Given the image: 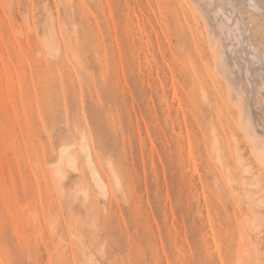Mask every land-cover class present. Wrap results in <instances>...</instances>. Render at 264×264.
<instances>
[{
    "label": "rangeland",
    "instance_id": "1",
    "mask_svg": "<svg viewBox=\"0 0 264 264\" xmlns=\"http://www.w3.org/2000/svg\"><path fill=\"white\" fill-rule=\"evenodd\" d=\"M108 1L0 0V264H264V176L217 115L193 20Z\"/></svg>",
    "mask_w": 264,
    "mask_h": 264
},
{
    "label": "bare ground",
    "instance_id": "2",
    "mask_svg": "<svg viewBox=\"0 0 264 264\" xmlns=\"http://www.w3.org/2000/svg\"><path fill=\"white\" fill-rule=\"evenodd\" d=\"M101 1V0H100ZM108 1V0H107ZM181 1V8L183 11L184 16H188L190 19L193 20L194 25L190 27L191 28V35L195 41V43L198 44L199 49L202 52V58L207 59L206 62L204 63V68L209 70L211 69L212 71V76H213V91H214V101L215 102V108L217 115L220 120H226L228 123L233 125L235 128L234 130L237 131L239 134L242 135V140L247 144L249 148V153L251 157L254 159V161L258 164L256 166L259 167L258 173L260 176H264V13H263V8L258 6L257 2H254L256 0H243L241 1L242 3L239 5L235 4L233 5L231 0H180ZM262 1V0H261ZM109 2V1H108ZM149 2V1H148ZM239 2V1H238ZM72 3V2H70ZM257 3V4H256ZM264 3V2H262ZM72 6H75L74 3H72ZM109 4V3H108ZM101 5V4H100ZM264 5V4H263ZM109 6V5H107ZM114 7V6H113ZM264 7V6H263ZM110 8V7H109ZM129 8V7H128ZM110 12V11H109ZM124 13V11H123ZM134 13V12H133ZM112 14V13H111ZM129 15V14H128ZM111 16V15H110ZM88 18V17H87ZM111 18H113L111 16ZM116 18V17H115ZM189 18L185 17V20L189 21ZM87 21V20H86ZM191 21V20H190ZM89 22V20H88ZM139 22V20H138ZM115 23V22H113ZM87 24V23H86ZM191 24V23H190ZM89 25V23H88ZM139 25V24H138ZM137 26V25H136ZM140 27V25H139ZM154 27V26H152ZM115 28V26H114ZM127 28V27H125ZM124 28V29H125ZM116 29V28H115ZM144 29V26H143ZM153 29V28H152ZM202 29L201 37L199 30ZM141 30V29H140ZM148 30V29H147ZM116 31V30H115ZM152 31V30H151ZM148 32V31H147ZM164 32V31H163ZM111 33V32H110ZM116 33V32H115ZM153 33V31H152ZM151 33V35H153ZM155 33V32H154ZM139 34V33H138ZM142 34V32H141ZM165 34V33H164ZM171 34V33H170ZM147 35V33L145 34ZM172 35V34H171ZM141 36V35H140ZM148 36H150L148 34ZM166 36V35H165ZM143 39H147L144 38ZM153 37V36H152ZM167 37V36H166ZM117 38V37H116ZM158 38V37H157ZM141 40V38H139ZM177 39V38H176ZM118 40V39H117ZM159 40V39H158ZM161 40V39H160ZM116 41V40H115ZM142 41V40H141ZM145 40H143L144 42ZM179 41V39H178ZM140 42V41H139ZM148 42V41H147ZM46 43V42H45ZM142 43V42H141ZM146 43V42H145ZM187 43V41H186ZM48 44V43H47ZM134 43H132L133 45ZM139 44V43H138ZM170 44V42H169ZM189 44V42H188ZM49 45V44H48ZM135 45V44H134ZM141 45V44H139ZM138 45V46H139ZM146 45V44H144ZM142 45V46H144ZM187 45V44H186ZM148 46V43H147ZM170 46V45H169ZM190 46V45H189ZM188 46V47H189ZM197 47V45H195ZM133 47V46H132ZM158 47V46H157ZM51 48V46H50ZM130 48V47H129ZM134 48V47H133ZM143 48V47H142ZM150 48V47H149ZM148 48V49H149ZM168 48V47H167ZM191 48V46H190ZM49 49V48H48ZM144 49V48H143ZM171 49V46H170ZM169 49V50H170ZM173 49V48H172ZM192 49V48H191ZM190 49V50H191ZM51 50V49H50ZM168 50V51H169ZM198 50V49H197ZM199 50V51H200ZM161 51V47H160ZM171 51V50H170ZM141 52V51H140ZM192 52V51H190ZM207 52V53H206ZM162 53V51H161ZM194 53V52H192ZM200 53V52H199ZM198 53V54H199ZM149 54V50H148ZM173 54V53H172ZM138 55V54H137ZM174 54L173 56H175ZM163 56V53H162ZM192 56V55H190ZM200 56V55H199ZM198 56V57H199ZM195 58V57H194ZM192 58V60L194 59ZM147 59V58H146ZM164 59V58H163ZM197 59V58H196ZM199 59V58H198ZM199 61V60H197ZM191 64V61H190ZM193 64H196V61ZM198 64V62H197ZM199 65V64H198ZM156 66V65H155ZM192 66V65H191ZM194 66V65H193ZM200 66V65H199ZM157 67V66H156ZM196 66H194L195 68ZM201 67V66H200ZM171 68V67H170ZM192 68V67H191ZM197 68V67H196ZM195 68V69H196ZM157 69V68H156ZM172 69V68H171ZM170 69V70H171ZM197 69H200L199 67ZM159 70V69H158ZM156 70V71H158ZM191 70V69H190ZM188 70V72L190 71ZM193 70V69H192ZM191 70V71H192ZM203 70V69H202ZM197 71V70H195ZM192 71V72H195ZM199 71V70H198ZM197 71V73H198ZM204 71V70H203ZM207 71V70H206ZM187 72V73H188ZM190 72V73H192ZM159 73V72H158ZM157 73V74H158ZM173 73V72H172ZM190 73H188L190 75ZM202 73V71H201ZM199 74V73H198ZM173 75V74H172ZM171 75V76H172ZM196 75V72L195 74ZM191 74V76H194ZM201 75V74H200ZM203 75V74H202ZM206 75V74H205ZM204 75V76H205ZM209 75V74H208ZM158 76V75H157ZM197 76V75H196ZM204 76H201L204 78ZM261 76V77H260ZM173 77V76H172ZM206 77V76H205ZM209 77V76H208ZM195 78V77H194ZM202 78V79H203ZM211 78V76H210ZM161 79V78H160ZM174 79V77H173ZM172 79V83L170 80L171 84H174V80ZM197 79H199V75L197 76ZM205 80L207 78H204ZM168 81V80H167ZM194 81V79H193ZM211 81V80H210ZM162 82V81H161ZM174 82V83H173ZM200 82V80H199ZM209 82V81H208ZM207 82V84H208ZM169 83V84H170ZM198 83V80H197ZM202 83V82H200ZM205 83V82H203ZM202 83V84H203ZM210 83V82H209ZM162 84V83H161ZM168 84V85H169ZM195 84V83H194ZM200 84V85H202ZM164 85V84H162ZM200 85L196 86V90L192 89L194 86L191 87V89L196 91L194 94H197V90L200 87ZM211 85V84H209ZM170 86V85H169ZM174 87H177L176 85H173ZM203 86V85H202ZM206 85L205 87H207ZM212 86V85H211ZM172 87V86H171ZM198 87V88H197ZM204 86L202 87L203 89L205 88ZM210 87V86H209ZM179 88V87H178ZM200 89V88H199ZM201 89V91L203 90ZM176 90V89H175ZM212 90V89H210ZM159 91V90H158ZM165 91V90H164ZM178 91V90H177ZM180 92V91H179ZM175 92V93H179ZM191 92V91H190ZM192 92V93H193ZM207 94L211 91H205ZM203 91L201 93H204ZM193 95V94H192ZM173 96H174V89H173ZM197 96V95H196ZM195 96V98H196ZM209 96V95H207ZM206 96V98H208ZM179 97V96H178ZM178 97L176 96L177 100ZM203 97V95H202ZM180 98V97H179ZM175 99V96H174ZM181 99V98H180ZM209 99V98H208ZM208 99H206L208 101ZM211 99V98H210ZM176 100V99H175ZM182 101V100H181ZM174 102V101H173ZM176 102V101H175ZM212 102V103H213ZM178 103V102H177ZM169 104V103H168ZM179 104V103H178ZM182 104V102H181ZM180 106V105H179ZM182 107V106H181ZM180 107V108H181ZM179 108V107H178ZM214 108V109H215ZM177 109V108H176ZM180 110V109H179ZM181 111V110H180ZM179 111V112H180ZM178 112V113H179ZM186 115V114H185ZM184 116V118H186ZM186 120V119H185ZM187 123V122H186ZM185 123V124H186ZM226 124V123H225ZM187 125V124H186ZM232 126V127H233ZM188 127V126H187ZM229 128L227 125L225 128ZM223 128V127H222ZM182 130V129H180ZM189 130V129H188ZM227 130V129H226ZM225 130V131H226ZM230 130V129H229ZM227 130L226 133L229 131ZM224 131V132H225ZM231 138H236L238 136V133H233ZM183 133V132H180ZM179 133V134H180ZM191 134V133H190ZM228 134V133H227ZM186 135L189 137V134L186 133ZM226 135V134H225ZM181 136V135H180ZM192 136V134H191ZM230 136V135H228ZM224 137V136H223ZM226 137V136H225ZM183 138V136H182ZM227 138V137H226ZM190 137L188 138V142ZM217 139V138H216ZM228 139V138H227ZM180 140V139H179ZM183 140V139H182ZM186 140V139H185ZM218 140V139H217ZM181 141V140H180ZM214 141V140H212ZM227 141V140H226ZM182 142V141H181ZM218 142V141H217ZM238 139L235 140H230L228 142L229 144L228 149L229 152L232 154V156L235 154V156H239L242 158L241 154V146L240 144L237 143ZM179 143V142H178ZM219 143V142H218ZM224 143V142H223ZM181 144V143H180ZM213 145V143H211ZM188 145V144H187ZM216 145V144H215ZM219 144H217L218 146ZM190 146V145H189ZM211 146V145H210ZM221 146V145H220ZM192 147V146H191ZM222 147V146H221ZM222 148V149H223ZM194 149V147H193ZM192 149V150H193ZM211 149V147H210ZM213 149H216L214 146ZM218 149H220L218 147ZM217 149V151H218ZM189 150L190 147H189ZM188 150V151H189ZM191 150V151H192ZM221 150V149H220ZM187 151V152H188ZM194 151V150H193ZM212 151V150H211ZM216 151V152H217ZM84 152V149H83ZM214 152V150H213ZM66 153V152H65ZM68 153V151H67ZM86 153V151H85ZM84 153V154H85ZM191 153L190 151L188 154ZM224 153V152H223ZM234 153V154H233ZM194 153H191V155ZM237 154V155H236ZM64 155V154H63ZM190 155V157H191ZM215 155V153H214ZM219 155V154H218ZM217 154L215 155L216 158L218 156ZM220 156V155H219ZM231 156V155H229ZM231 156V157H232ZM90 156H87V158ZM189 157V158H190ZM230 157V158H231ZM234 157V156H233ZM64 158V157H63ZM66 158V157H65ZM192 158V157H191ZM190 158V159H191ZM214 158V157H213ZM220 158V157H219ZM235 158V157H234ZM234 158H232L234 160ZM238 158V157H237ZM194 159V157H193ZM244 160V157L242 158ZM64 161L63 159H61ZM192 160V159H191ZM195 160V159H194ZM220 160V159H218ZM230 160V159H229ZM237 159H235L236 161ZM240 160V159H239ZM238 160V161H239ZM60 161V162H62ZM93 161V160H92ZM91 161V162H92ZM223 161V160H222ZM232 161V160H231ZM245 161V160H244ZM59 162V163H60ZM195 163V162H194ZM220 163V162H219ZM218 163V164H219ZM255 163V164H256ZM91 164V163H90ZM235 164V163H234ZM239 164V163H238ZM236 165L239 166V165ZM244 164V162H243ZM254 164V163H252ZM195 165V164H194ZM233 165V164H232ZM91 166V165H90ZM198 167V165H195ZM226 166V165H224ZM244 166V165H243ZM246 166V165H245ZM59 167V164L58 166ZM61 167V164H60ZM242 167V166H239ZM94 168V166H93ZM92 168V170H94ZM245 170V167H243ZM247 168V166H246ZM59 169V168H56ZM96 169V168H95ZM229 169V168H227ZM226 169V170H227ZM258 169V168H257ZM62 170V169H61ZM196 170V169H194ZM243 170V171H244ZM250 170V169H248ZM57 171V170H56ZM96 171V170H95ZM98 171V170H97ZM225 171V170H224ZM231 171V170H229ZM247 171V170H246ZM63 172V171H62ZM197 172V171H196ZM226 172V171H225ZM224 172V173H225ZM248 172V171H247ZM246 172V174H247ZM59 174V170L57 171ZM227 173V172H226ZM225 173V174H226ZM233 173V172H232ZM249 173V172H248ZM256 173V172H255ZM64 175V173H61ZM94 173H92L93 175ZM97 174V172H96ZM99 174V173H98ZM229 174V173H228ZM245 174V173H244ZM251 175V174H249ZM253 175V174H252ZM98 176V175H97ZM229 179V175H227ZM233 177V175H231ZM248 176V174H247ZM255 176H257L255 174ZM254 176V177H255ZM256 178L257 182H259V177ZM58 177V175H57ZM62 178V176H59V178ZM223 177V175L221 176ZM245 177V176H244ZM253 177V178H254ZM61 178L59 180H61ZM95 178V177H94ZM93 178V180H95ZM226 178V177H225ZM246 178V177H245ZM63 179V178H62ZM224 179V178H222ZM244 179V178H243ZM98 179L96 178L95 181ZM230 180V179H229ZM100 181V180H99ZM234 181V180H233ZM233 181H231L233 183ZM246 181V179H245ZM248 181V180H247ZM103 182V181H101ZM100 182V183H101ZM119 182V181H118ZM244 182V181H243ZM98 183V181H97ZM104 183V182H103ZM101 183V184H103ZM232 183H229L230 185ZM247 182H245L246 184ZM251 183V181L249 182ZM247 183V185L249 184ZM99 184V183H98ZM105 182V186H106ZM120 185V183H119ZM252 185V184H251ZM104 186V185H103ZM250 186V185H249ZM254 186V185H253ZM100 188V187H99ZM103 189V188H101ZM100 189V190H101ZM109 189V188H108ZM259 190V189H258ZM108 191V190H107ZM106 191V193H107ZM105 193V194H106ZM104 194V193H102ZM250 191L247 195L249 197ZM252 194V193H251ZM250 194V195H251ZM258 194V193H257ZM252 196H250L251 198ZM254 198V197H253ZM249 199V198H248ZM253 200V199H252ZM251 201V200H250ZM256 201V199H255ZM254 203V201H251V203ZM258 202V201H257ZM261 202V201H259ZM250 203V202H249ZM248 203V204H249ZM256 203V202H255ZM264 204V203H263ZM254 204H252L253 207ZM262 205V202H261ZM248 207L250 206L247 205ZM256 206V204H255ZM254 208V207H253ZM249 213L251 212V207L248 208ZM255 209V208H254ZM253 211V210H252ZM257 212V211H256ZM252 213V212H251ZM250 213V214H251ZM258 213V212H257ZM257 213H253V216L256 215ZM248 214V213H247ZM259 213L257 214V216ZM260 216V215H259ZM249 217V216H248ZM256 217V216H255ZM254 218V217H253ZM260 218V217H259ZM247 219V216H246ZM256 220V225L254 226L255 229L258 226ZM260 220V219H258ZM250 221L251 222V217H249V220L247 219L246 222ZM252 222H255L252 220ZM243 223V222H242ZM249 223V222H248ZM247 223V224H248ZM254 224V223H252ZM252 224L249 223L251 226ZM243 225V224H242ZM241 225V226H242ZM247 226V225H246ZM253 226V225H252ZM260 226V225H259ZM212 228V227H211ZM244 228L245 224H244ZM241 229V228H240ZM254 229V228H253ZM213 230V229H212ZM242 230V229H241ZM243 231V230H242ZM240 231V232H242ZM255 231V230H254ZM257 231V229H256ZM214 233V232H213ZM244 233V231L241 233V235ZM245 234V233H244ZM248 233H246L247 235ZM215 235V233H214ZM249 236V235H248ZM246 236V239L250 238ZM216 237V236H215ZM214 238V237H213ZM243 238V237H242ZM244 239V238H243ZM241 239V240H243ZM215 240H218L217 238ZM244 241V240H243ZM216 243V242H215ZM239 243H241L239 241ZM252 243V242H251ZM243 244V243H241ZM253 244V243H252ZM218 245V244H217ZM239 245V244H238ZM257 246V245H255ZM216 247V245H215ZM237 247V246H236ZM254 247V246H253ZM252 247V248H253ZM245 248V246H243ZM251 248V247H250ZM251 248V249H252ZM218 249V247L214 248ZM245 250V249H244ZM217 251V250H216ZM239 252V251H237ZM218 254L220 253L217 252ZM245 253V252H244ZM243 253V254H244ZM248 253V252H247ZM242 254V255H243ZM249 254V253H248ZM220 255V254H219ZM239 254L238 256H240ZM246 255V254H245ZM244 255V256H245ZM224 256V255H223ZM242 257V256H241ZM244 258V257H243ZM222 261V259L220 258ZM242 260V259H241ZM239 262V261H238ZM244 262V261H243ZM224 264V262H223Z\"/></svg>",
    "mask_w": 264,
    "mask_h": 264
}]
</instances>
